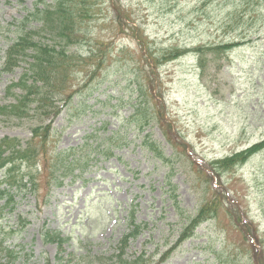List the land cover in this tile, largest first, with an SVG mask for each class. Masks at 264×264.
<instances>
[{
	"label": "rangeland",
	"instance_id": "1",
	"mask_svg": "<svg viewBox=\"0 0 264 264\" xmlns=\"http://www.w3.org/2000/svg\"><path fill=\"white\" fill-rule=\"evenodd\" d=\"M34 2L0 0V26L12 25L11 33L0 35V106L14 102L6 96L7 87L27 69L23 63L12 73L1 72L15 27ZM254 2L260 7L264 0ZM92 4L85 22L90 39L71 52L85 57L89 49H98L97 43L105 49L107 61L89 79L87 73L93 70L89 61L74 66L69 85L71 91L83 93L94 84L93 95L86 98L96 113L64 108L53 121L55 134L46 150L77 148L94 130L97 142L103 133L121 135L114 134L108 143L112 150L104 158L92 152L95 144L79 151L78 164L85 161L87 167L74 182L67 178L61 187L47 188L51 176L39 172L34 179L36 192L10 190L15 201L8 207L0 201V248L19 256L10 264H97L98 258L116 254L114 248L127 232V217L133 212L135 224L146 229L130 242L126 256L145 252L156 261L175 243L183 218L194 216L215 193L237 206L232 210L235 217L244 213L252 225L243 226L240 235L232 218L220 214L176 247L164 264H264V151L228 173L217 176L212 171L213 160L264 139V22L257 20L256 13L243 15L244 4L237 0H92ZM235 9L237 17L232 19ZM36 26L29 24L27 30ZM238 41L244 45L219 60L206 55L203 73L190 53L157 66L153 73L143 56L167 48L191 50ZM135 73L148 95L154 82L155 100L149 99V111L160 119L153 116L142 132L131 128L123 132L122 119L136 101ZM96 98L106 103L104 108ZM34 122L0 117V140L8 137L26 143ZM145 135L165 162L142 147ZM46 157L48 161L49 153ZM176 203L180 211L175 210ZM252 227L261 248L246 237ZM46 231L65 240L61 251L45 242Z\"/></svg>",
	"mask_w": 264,
	"mask_h": 264
},
{
	"label": "trees",
	"instance_id": "2",
	"mask_svg": "<svg viewBox=\"0 0 264 264\" xmlns=\"http://www.w3.org/2000/svg\"><path fill=\"white\" fill-rule=\"evenodd\" d=\"M253 1L237 0L239 5L244 4V10L240 12L243 15L249 12L256 13L257 20L264 22V15H261L264 11V3L259 7L258 2H254L255 4L252 5ZM92 6V0H53L52 4H47L44 0H35L32 9L15 27V38L4 52L1 72L12 73L23 63L27 64V69L24 70L17 82L7 87L6 96L12 97L14 102L6 106H0V117L10 116L18 120L32 118L35 122L30 128L31 136L26 143L23 144L18 139L8 137L0 140V173H2L0 178V201H3V207H8L15 201L14 194L10 193V190L36 192L37 185L34 183V179L39 176V172L50 174V181L46 182L47 188H59L67 178L73 182L78 176H82L84 169L87 167L85 161L80 165L78 164L80 159L82 161V157L77 156L79 151L91 149L95 144L92 152L100 154L104 158L112 150L108 143L112 140L114 134L116 136L121 135L120 131L110 133L108 136L103 133L100 135L101 138H99L98 143L96 140L97 130H94L84 137L82 144L77 148L46 150L48 140L53 138L55 134L52 127L53 121L64 108L67 109V112L80 111L85 113L91 111L93 114L96 113V111L91 110L93 106L87 103V99L93 95L94 84L83 93L79 90L78 92L71 91L69 85L70 79L74 76L72 75L74 66L85 65L87 63L85 61H89V64L93 65V70L87 73L89 79L95 76L99 70H102L101 67L107 61V56L103 53L105 49H102L101 45L97 43L95 44L98 49H89L86 52L87 55H84L85 57H82L81 53L71 52L73 48H83V45L90 39L91 32L85 26V22L90 17ZM236 10L233 12L232 19L237 17L235 16ZM29 24H36L38 27L27 30ZM11 27L12 25L0 26V35L11 33ZM241 43L243 42H228L214 46L197 47L191 50L174 47L153 53H144L143 56L149 61L150 64L148 65L153 73L157 66H162L190 53L197 64V69L203 73L205 71L203 64L206 61V55H211V57L219 60L233 49L240 47ZM153 89L154 82H152L150 94L148 95L147 90L140 84L139 77L135 73L132 94L136 96V101L130 105L131 112L129 115L122 119L125 123L123 132L127 128H131L132 131L138 133L142 132L154 120L153 116L160 119L158 113L152 115V111H149V99L155 100V96L151 95ZM87 96L89 97L86 98ZM96 104L101 108L106 105L105 102L98 101L97 98ZM121 125L123 124L121 123ZM105 128L106 124H103V129ZM100 147H102L101 150ZM142 147L152 153V156L158 161L165 162L166 158L156 152L149 135L143 137ZM263 151L264 139L240 152L213 160L212 171L217 176L228 173L238 166H243L250 158ZM47 153H49L48 161L46 160ZM77 171L78 174H76ZM171 198L176 202L173 193ZM174 205L175 210L180 211L179 205L177 203ZM235 206L226 202L220 195L218 197V193L211 195L202 202L194 216L183 218L184 224L176 233L175 243L168 250L160 253L156 261H153L151 256L146 257L145 252L131 258L126 256L130 242L135 241L141 235L142 230L146 229L144 224L142 226L135 224L134 212L132 211L133 213H130L128 217L127 232L122 235L114 248L116 254L108 259L98 258L97 264H164L176 247L193 238L195 231L202 224L215 220L220 214L231 217L230 222L236 231L243 235V226H251L252 224L244 213L239 214L237 212V217L233 215L232 210L236 211L235 208L237 207ZM241 216L244 218L242 219ZM20 224L22 227L26 225L25 221ZM255 232V227H252L251 234L246 237L257 242L260 245L259 248H261L262 243L255 240ZM43 238L46 243H54L59 251L62 250L65 240L60 238L59 235L46 231ZM252 246L253 244H249L247 248L252 254H255L256 248ZM1 253H4V256ZM18 257V253L14 250L0 248V264H10L15 262Z\"/></svg>",
	"mask_w": 264,
	"mask_h": 264
}]
</instances>
